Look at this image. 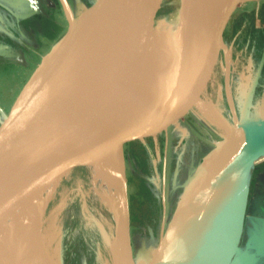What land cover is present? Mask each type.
<instances>
[{
	"label": "water",
	"instance_id": "95a60500",
	"mask_svg": "<svg viewBox=\"0 0 264 264\" xmlns=\"http://www.w3.org/2000/svg\"><path fill=\"white\" fill-rule=\"evenodd\" d=\"M248 1L255 0H182L175 45L163 32L165 0H93L78 13L59 0L65 33L0 116V227L23 206L35 214L42 264H64L57 219L76 200L93 206L97 264H264V191H251L264 160V110H249L256 79L237 111L224 39L232 15ZM221 57L228 118L211 103L201 107ZM195 109L222 136L178 186L168 221L165 160L157 246L137 252L134 181L153 143ZM178 175L179 168L174 184ZM97 178L113 187L115 200L106 198ZM21 249L1 244L0 264H22Z\"/></svg>",
	"mask_w": 264,
	"mask_h": 264
},
{
	"label": "flooded vegetation",
	"instance_id": "af4514ba",
	"mask_svg": "<svg viewBox=\"0 0 264 264\" xmlns=\"http://www.w3.org/2000/svg\"><path fill=\"white\" fill-rule=\"evenodd\" d=\"M92 1L68 0L73 11L89 6ZM65 27L67 28V21L59 0H0V107L2 110L0 116L6 110L5 101H9L14 96L17 86L27 70L34 66L41 53L49 48L53 41L59 39L61 32L66 30ZM224 39L230 49L233 68L232 95L237 111L239 113L242 111L246 103V96L257 79L249 110L251 114H262L264 110V0L248 1L239 5L229 20ZM224 66L225 60L224 57H221L215 69L214 75L217 76V78L215 77L217 84L216 92L213 93L212 98L214 101H219L224 110L223 113L228 118L229 110L223 90ZM258 73H260L259 78H257ZM242 74L245 77L241 76ZM212 81H214V76L207 91L210 90ZM240 84L243 85L242 89H246L245 93L238 92ZM193 124L194 122L192 126ZM171 132L172 129L169 131L168 137L161 135L157 143H153L151 153L147 154L141 172L143 176L148 175L149 185H154L157 182L160 184L158 205L161 209V223L163 219L162 186L165 160L167 213L169 211V185L172 170ZM176 165H178L177 162L175 167ZM143 176L138 179L139 185L143 181ZM146 189L149 193L147 186ZM251 191L252 193L264 191V165L257 169L255 180L252 179ZM132 197L131 195V226L133 223ZM147 197L150 199V196ZM75 203L82 205L79 201H75ZM89 207L91 217L93 206L89 204ZM92 239L95 240L94 232L91 234ZM95 254L93 251L96 260Z\"/></svg>",
	"mask_w": 264,
	"mask_h": 264
},
{
	"label": "rangeland",
	"instance_id": "374dc122",
	"mask_svg": "<svg viewBox=\"0 0 264 264\" xmlns=\"http://www.w3.org/2000/svg\"><path fill=\"white\" fill-rule=\"evenodd\" d=\"M180 5L181 0H165L161 15L163 16L162 19L164 25L167 28L170 27L173 16L180 8ZM74 12L78 13L79 10H75ZM65 31L66 30L64 29L61 32L59 39ZM58 40L53 41L51 43L52 45L41 53V56L35 62L34 66L27 70L25 76L17 86L14 96L9 101H5L6 110L3 114L8 113L10 106L24 83L41 60L42 56L45 55ZM241 76L245 77L244 74ZM215 77L217 78V76L214 75V81H212L210 90L206 92L201 107L209 108V103H211L214 105L216 110L226 118L223 113L224 110L222 105L219 101H214L212 98L213 93L216 92L217 83ZM242 88L243 85L240 84L238 92L243 91V93H245L246 89ZM207 115L211 116L209 113H207ZM191 122H194L193 126ZM171 133L172 149L170 158L172 170L170 174L168 199L169 211L166 217L167 221L170 219L181 193V189L178 188V186L185 182L192 167L200 162L201 157L209 151L213 147L214 143L222 136V132L209 124L199 109L193 110L187 118L183 119L177 126L172 128ZM176 162L178 165L175 167ZM263 165L264 160L257 163V169ZM177 168H179V175L176 183L174 184V170ZM257 169L253 173V180H255ZM87 174L88 173H86V171H78L77 176L85 178L87 177ZM142 176L143 175H141L140 178H142ZM147 177V174L143 176V181L140 185L134 181V188L132 191V235L134 247L137 252L140 251L144 244H146L149 249H154L157 246L161 224V209L158 205L160 198V184L157 182L154 185H149ZM72 186H74V184H72ZM146 186L149 189L150 194L147 193ZM147 196H150V199ZM75 201H68L63 213L57 219V226L62 232V252L64 264H97V261L93 256V251H95V240H91L93 230L88 219L91 212L90 207L89 205L83 206L76 204ZM60 202L61 197L57 196L50 203L47 212L48 225L52 224L54 216L53 210Z\"/></svg>",
	"mask_w": 264,
	"mask_h": 264
},
{
	"label": "bare ground",
	"instance_id": "6f19581e",
	"mask_svg": "<svg viewBox=\"0 0 264 264\" xmlns=\"http://www.w3.org/2000/svg\"><path fill=\"white\" fill-rule=\"evenodd\" d=\"M168 28L165 25L163 26L166 39L177 45L182 29L180 8L173 16V20ZM96 182L104 190L107 199H116L115 190L110 184L98 178ZM41 201L43 202V199ZM34 225L35 214L31 212L27 213L22 206L10 213L0 227V245L7 243L10 247L14 248V251L19 250V248L21 249V246L30 245L25 251L21 249L23 251V254H21L22 264H42L34 238Z\"/></svg>",
	"mask_w": 264,
	"mask_h": 264
}]
</instances>
